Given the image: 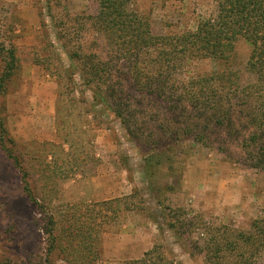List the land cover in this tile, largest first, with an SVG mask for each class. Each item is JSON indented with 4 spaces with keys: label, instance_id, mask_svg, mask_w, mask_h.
Masks as SVG:
<instances>
[{
    "label": "rangeland",
    "instance_id": "374dc122",
    "mask_svg": "<svg viewBox=\"0 0 264 264\" xmlns=\"http://www.w3.org/2000/svg\"><path fill=\"white\" fill-rule=\"evenodd\" d=\"M157 34L196 30L214 16V0H129ZM97 0H0V41L14 47L18 66L0 97L15 153L31 174L34 195L55 217L54 264H206L208 228L247 229L264 216V170L248 167L237 142L212 129L208 144L182 136L171 160L152 161L139 138L101 106L87 112L91 92L79 74L69 79V52L107 57L106 37L90 15ZM251 45L239 37L235 68ZM215 69L198 60L179 76ZM2 62L0 59V72ZM159 122L133 121L138 137ZM222 135V136H221ZM146 137V138H147ZM184 138V139H183ZM139 141V142H138ZM20 172L0 149V253L17 264H45L49 215L26 199ZM131 195L135 210L100 203ZM190 219L180 232L170 223ZM257 264H264V253Z\"/></svg>",
    "mask_w": 264,
    "mask_h": 264
},
{
    "label": "trees",
    "instance_id": "16d2710c",
    "mask_svg": "<svg viewBox=\"0 0 264 264\" xmlns=\"http://www.w3.org/2000/svg\"><path fill=\"white\" fill-rule=\"evenodd\" d=\"M216 13L199 21L196 30L157 34L149 21L130 8L129 0H97V14L89 17L110 46L107 57L95 52L70 51L69 79L79 74L91 92L87 112L101 106L121 121L127 133L139 138L146 168L161 158L171 160L182 136L208 144L214 131L237 142L244 163L264 170V0H214ZM239 37L251 45L243 68H235V43ZM212 58L215 69L179 76L198 60ZM0 97L18 66L14 47L0 41ZM133 121L159 122L150 137H138ZM222 136V135H221ZM184 139V138H183ZM5 116L0 109V149L19 169L26 199L49 215L45 264L57 246L55 217L34 195L31 174L15 153ZM131 195L102 201L113 215L119 209L135 210ZM194 220L170 227L180 232L196 229ZM201 251L206 264H257L264 253V216L247 229L221 225L208 228ZM0 264L17 261L0 253Z\"/></svg>",
    "mask_w": 264,
    "mask_h": 264
}]
</instances>
